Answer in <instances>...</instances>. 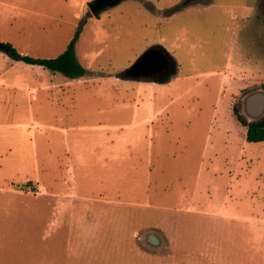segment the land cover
<instances>
[{
    "label": "rangeland",
    "instance_id": "1",
    "mask_svg": "<svg viewBox=\"0 0 264 264\" xmlns=\"http://www.w3.org/2000/svg\"><path fill=\"white\" fill-rule=\"evenodd\" d=\"M93 1L0 0V43L86 70L0 50V264H264V0ZM151 47L170 78H118Z\"/></svg>",
    "mask_w": 264,
    "mask_h": 264
},
{
    "label": "water",
    "instance_id": "2",
    "mask_svg": "<svg viewBox=\"0 0 264 264\" xmlns=\"http://www.w3.org/2000/svg\"><path fill=\"white\" fill-rule=\"evenodd\" d=\"M124 0H94L88 4L91 14L99 18L100 13L110 7H114ZM171 56L161 47H151L145 51L136 62L128 69L118 75L121 80L148 81L154 80L156 75L165 67L171 70ZM245 114L251 120H257L264 116V92H255L246 96L244 100ZM147 241L151 245H160V239L155 235H149Z\"/></svg>",
    "mask_w": 264,
    "mask_h": 264
},
{
    "label": "trees",
    "instance_id": "3",
    "mask_svg": "<svg viewBox=\"0 0 264 264\" xmlns=\"http://www.w3.org/2000/svg\"><path fill=\"white\" fill-rule=\"evenodd\" d=\"M77 36H75L61 54L52 59H37L20 55L8 43H0V50L13 60L31 65H39L52 72H58L66 77L75 79L82 77L86 73V70L76 61L74 56V45ZM262 89L264 91V84H262ZM232 112L237 122L246 129L245 139L248 143L264 142V116L257 120L248 121L238 113L236 107H233Z\"/></svg>",
    "mask_w": 264,
    "mask_h": 264
},
{
    "label": "flooded vegetation",
    "instance_id": "4",
    "mask_svg": "<svg viewBox=\"0 0 264 264\" xmlns=\"http://www.w3.org/2000/svg\"><path fill=\"white\" fill-rule=\"evenodd\" d=\"M258 17L261 19V21L263 23L264 22L263 16L258 15ZM171 61L174 62L173 59H172V57L170 59V62ZM175 71H176V64L174 66L171 65V70L170 71L167 70L165 67H163L162 71L156 75L155 79H157L158 81H160V80H166V79L170 78L175 73Z\"/></svg>",
    "mask_w": 264,
    "mask_h": 264
},
{
    "label": "crops",
    "instance_id": "5",
    "mask_svg": "<svg viewBox=\"0 0 264 264\" xmlns=\"http://www.w3.org/2000/svg\"><path fill=\"white\" fill-rule=\"evenodd\" d=\"M161 245V244H160Z\"/></svg>",
    "mask_w": 264,
    "mask_h": 264
}]
</instances>
